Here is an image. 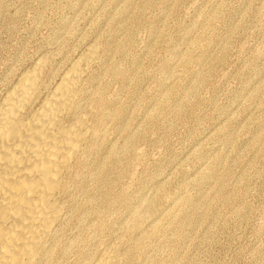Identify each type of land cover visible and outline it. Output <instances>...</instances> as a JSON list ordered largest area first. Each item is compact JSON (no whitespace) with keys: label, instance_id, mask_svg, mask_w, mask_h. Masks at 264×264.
<instances>
[{"label":"rangeland","instance_id":"obj_1","mask_svg":"<svg viewBox=\"0 0 264 264\" xmlns=\"http://www.w3.org/2000/svg\"><path fill=\"white\" fill-rule=\"evenodd\" d=\"M95 38L116 113L65 194L57 263L115 243L116 264H264V0H0V91Z\"/></svg>","mask_w":264,"mask_h":264},{"label":"bare ground","instance_id":"obj_2","mask_svg":"<svg viewBox=\"0 0 264 264\" xmlns=\"http://www.w3.org/2000/svg\"><path fill=\"white\" fill-rule=\"evenodd\" d=\"M96 41L60 68L50 65L51 57H37L0 91V264L58 262L59 224L70 211L65 194L78 183L77 169L87 155L97 148L103 150V126L116 113L94 96L99 86L92 87L95 76L91 78L90 70L99 48ZM114 68L125 76L118 65ZM219 195L227 200L223 192ZM69 244L60 249L64 251ZM119 260V247L110 243L92 264Z\"/></svg>","mask_w":264,"mask_h":264}]
</instances>
